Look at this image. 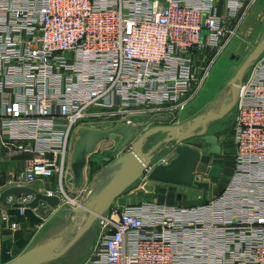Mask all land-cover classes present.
<instances>
[{
  "label": "built area",
  "instance_id": "1",
  "mask_svg": "<svg viewBox=\"0 0 264 264\" xmlns=\"http://www.w3.org/2000/svg\"><path fill=\"white\" fill-rule=\"evenodd\" d=\"M218 1L0 0V144L26 157L14 187L54 180L57 187L43 194L77 209L88 188L87 168L85 186L76 189L71 165L81 129L134 127L138 139L154 127L182 125L259 2L229 0L222 16ZM235 108L234 175L222 192L189 206L120 198L84 264H264V54ZM214 163L196 174L209 189ZM175 188L191 190L168 186ZM30 200L17 201L20 217ZM10 218L0 204L1 222L19 231Z\"/></svg>",
  "mask_w": 264,
  "mask_h": 264
},
{
  "label": "water",
  "instance_id": "2",
  "mask_svg": "<svg viewBox=\"0 0 264 264\" xmlns=\"http://www.w3.org/2000/svg\"><path fill=\"white\" fill-rule=\"evenodd\" d=\"M264 54V36L252 54L237 71L229 85L226 98L229 102L220 103L218 110H211L190 119L180 126H159L148 130L136 139L134 127L116 126L112 130L81 129L72 156V172L77 189L85 186V170L89 157L95 153L101 143L112 136H119L122 142L114 150L107 152L105 167L93 176L88 185L81 206L77 209L62 207L59 196H48L32 187H10L0 193V204L5 208L19 210L22 205L17 201L30 198L26 205L42 219L52 218L53 228L34 242L26 251L20 252L13 241L4 245L16 257L8 264H53L70 255L96 231L98 233L102 219L111 211L114 204L122 197L140 188L145 181L156 184L175 186L186 189L208 190L209 184L196 181V174L201 166H210L213 158L223 154L220 139L209 133L211 125L225 119L236 107L243 81L252 65ZM162 135L168 145L176 149V157L168 165L153 167L156 152L162 144L150 148L148 141ZM199 141L205 150L203 153L192 148L189 141ZM133 144L132 151H122ZM223 169L212 166L208 178L219 180ZM13 199L15 204L9 200ZM181 200V196H178ZM16 223L17 218L11 217ZM27 224H20V231H27ZM12 230L4 235L12 236ZM33 234L28 232L25 241L29 242Z\"/></svg>",
  "mask_w": 264,
  "mask_h": 264
},
{
  "label": "rangeland",
  "instance_id": "3",
  "mask_svg": "<svg viewBox=\"0 0 264 264\" xmlns=\"http://www.w3.org/2000/svg\"><path fill=\"white\" fill-rule=\"evenodd\" d=\"M263 9H264V1L262 2V4H260L258 7L254 9L251 19L243 26V30L241 32L239 39L234 43L236 44L234 48L225 56H223V58L220 59L217 62V64H215L216 66H214L213 69L211 70L210 76L208 77L209 79L207 80V83L205 84L202 92L195 99L192 105H190V107L187 109L186 113L184 114L182 125L186 124V122L188 121V118L186 117H189L190 115V119H191L192 118L191 116L192 115L194 116V112L197 111L196 109H198L199 106H202L203 104L206 103V106H204L205 110L200 111L201 113H206L211 110H218L220 106L218 105L219 102L225 103L230 101L229 98H226V95L229 91V85L232 78L263 39L264 36ZM232 57L235 58L232 60ZM140 117H144L145 120H148V118L145 116H136L135 118L137 122H140L138 121ZM236 118H237V111L235 108L225 119L211 125V127L209 128V133L217 136L219 139H221V142L224 143V141H227L229 138L231 137L233 138L234 136ZM172 126H179V125L172 124ZM145 133L146 132L143 133L141 132L142 136ZM120 142H121V138L119 136H113L111 137V139L103 142L101 145V149L98 151V153L91 155L90 164L96 163L97 165L103 166L105 163H102V158H105V153H106L104 151L109 149H112L111 151H114L119 146ZM148 144H150L148 145L150 146V148H153L157 144H162L159 150L156 152L155 160H154L155 163H158L164 159L170 160L174 156H176L174 146L168 145L165 142V137L162 135H158L154 137L152 140L148 141ZM187 144L195 149L200 148L202 146L201 143L197 140L189 141V143ZM205 169L206 168L204 166L200 167L201 171H204ZM160 188L161 187H159V184L157 185L154 182L146 181L145 185L141 189H139L141 190L140 192L138 189L137 191H133V193L127 195V197L124 198L122 202H126V200L129 197L134 198L133 196H136L137 194H139L140 197L142 196L143 200L145 201H141L142 199H140L137 200L136 202L156 201L158 198V194L160 192L159 191ZM178 189L175 188L174 189L175 192H169V190H166V192H169L168 194H171L173 200H175L173 204L174 206H189L195 203V201L199 200L200 199L199 197L205 198L207 196L205 195L206 193L198 189L196 190L191 189L186 192H184L182 189L179 190ZM179 195L181 196L182 200L178 199ZM97 234L98 233L94 231L89 236V238L84 243H82V245H80L78 248L72 251L68 257L53 264H84L92 253Z\"/></svg>",
  "mask_w": 264,
  "mask_h": 264
},
{
  "label": "crops",
  "instance_id": "4",
  "mask_svg": "<svg viewBox=\"0 0 264 264\" xmlns=\"http://www.w3.org/2000/svg\"><path fill=\"white\" fill-rule=\"evenodd\" d=\"M263 1L264 0H259V2L256 4V7H258L260 4H262ZM229 6H230L229 0H219L218 1L219 15H222V16L229 15V10H230ZM252 15H253V12L247 17L244 25L247 22H249ZM243 26L241 28V32L243 30ZM241 32H240V35H241ZM240 35H239V37H240ZM239 37L236 38V40H234V42L232 44H230V46L227 48L225 53L220 58H218V61L220 59H222L223 56H225L227 53H229L234 48V46L236 45L234 43L239 39ZM204 56H208V54H206V52H205V53L200 54L198 57L199 65H201L202 67L204 66V63H203ZM234 58L235 57H232V60ZM236 73H235V75H236ZM220 103L221 102H219V104ZM204 106H206V103L203 104L202 106H199V108L196 109L197 111L194 112V116L192 115L191 117L194 118L196 116L203 114L200 111L205 110ZM186 118H188V121H189L190 115H189V117H186ZM183 119H184V116H183ZM235 142H236L235 133H234L233 138L232 137L229 138L227 141H224V143L221 142V139H220V144L223 148V154L220 157L214 158V162L216 161L214 163V165L221 167L223 169V171L221 174V178L219 180L212 181L211 182V188L208 191L207 190L203 191L204 193H206L205 195L210 196V195H212V193L217 194V193L222 192L224 187H226V185L229 183V180H231L233 178L234 166H235V163L233 160ZM103 160H104V158H102V163H104ZM91 164H90V159H89V164H88V167L86 170V177L88 178V179L87 178L86 179L88 180V182H87L88 185L90 184L93 176H95L102 168L105 167V164L103 166L97 165L96 163H91ZM25 166H26V157L25 156H21L15 152L9 151V150L3 148L2 144H0V191L1 192H3L4 190H6L10 187L17 186L16 178L21 176V174L23 173V170L25 169ZM145 183H146V181L141 185L140 188H138V190L141 189L145 185ZM56 187H57L56 181L53 180L51 182L38 183L35 186H33L32 188L37 189L41 193H45L47 190L52 189V188H56ZM159 187H161V188L159 190L160 192L158 194L157 201H159L161 203L168 204V205H173L175 200H173L171 194H168L170 191L166 192V190H168V186H164V185L159 184ZM135 191H137V189ZM140 191L141 190H139V192ZM131 193H133V191ZM126 197H127V195L125 197H123L121 199V201ZM133 197L135 198V199L133 198L135 201L140 200V199H142L141 201H145V200H143L142 196L141 197L139 196V194H137L136 196H133ZM129 198H131V197H129ZM9 214L11 217L17 218V222L19 224H27L28 230L27 231H20L19 230L17 232H14L12 234V236L4 235V231L9 230V227L6 224H3L1 222V219H0V264H8L16 258L10 249H8V248L4 249L5 244H7L10 241H13L14 246L18 247L20 252H24L34 242H36L41 237H43L45 234H47L54 226V221L52 218H48L46 220L42 219L39 216H37L35 214V212H33L31 210H27L24 217H20L19 210L9 209ZM38 230H39V232H38L37 236L35 237L34 235L36 234V232ZM28 232L32 233L34 236L29 242L25 241V237H26Z\"/></svg>",
  "mask_w": 264,
  "mask_h": 264
}]
</instances>
